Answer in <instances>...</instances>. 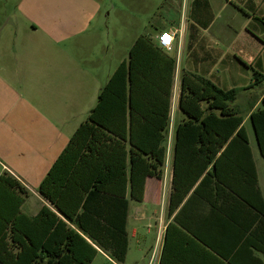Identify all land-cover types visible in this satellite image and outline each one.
Returning a JSON list of instances; mask_svg holds the SVG:
<instances>
[{"label": "trees", "instance_id": "16d2710c", "mask_svg": "<svg viewBox=\"0 0 264 264\" xmlns=\"http://www.w3.org/2000/svg\"><path fill=\"white\" fill-rule=\"evenodd\" d=\"M151 48L157 47L147 35L136 40L129 61L101 90L95 108L42 181L38 191L56 211L43 207L34 217L25 215L21 207L29 192L9 173L0 175V264H91L98 249L124 263L127 189L140 203L146 179L161 177L171 123L177 62L169 60L168 86H163L150 72ZM253 79L250 88L263 84L264 74L255 71ZM241 91L183 74L179 108L185 118L176 130L169 212L192 192L174 218L187 244L228 264L241 255L264 264V198L244 118L233 106ZM261 102L250 120L264 157V96ZM200 203L209 208L208 220L218 222L228 251L183 220L182 212ZM173 228V223L167 228L160 264Z\"/></svg>", "mask_w": 264, "mask_h": 264}, {"label": "crops", "instance_id": "0c3cea01", "mask_svg": "<svg viewBox=\"0 0 264 264\" xmlns=\"http://www.w3.org/2000/svg\"><path fill=\"white\" fill-rule=\"evenodd\" d=\"M183 2L188 10L187 18L167 21L155 15L146 33L136 31L126 41V26L124 32L112 40L111 18H104L99 0H85L88 9L85 8L81 15L74 18L41 16L40 0H0V175L9 173L29 192L21 207L27 216H36L43 207L56 211L38 189L72 136L95 108L101 90L120 64L129 61L136 40L147 35L157 47L150 51L149 63L153 67L150 72L163 86H168L169 60L176 59L171 110L174 108V116L178 111L177 122L166 133L167 152L161 177L146 179L144 199L140 203L130 199V187L127 189L129 244L124 263L130 250V236L139 235L138 223L146 218V204L161 203L157 225V238L161 240L158 264L171 223L177 229L170 231L165 264H228L225 259L210 256L195 244H187L178 229L181 227L174 223L175 216L192 192L173 214L169 212L176 130L185 118L179 108L184 73L208 79L226 90L242 89L233 106L244 118L243 125L264 198V175L262 180L259 175L264 166L260 167L256 162L246 127V123L250 122L255 136L250 116L262 108L264 94L255 100V88H250L253 83H243L245 70L252 71L253 78L255 71L264 74V0ZM136 20L121 18L130 28ZM162 31L174 34L170 52L157 46V37ZM181 35L182 41L179 40ZM177 71L179 99L175 106L173 97ZM255 141L259 156L264 160L256 136ZM202 179L203 176L198 183ZM182 213L183 220L193 230L221 248L227 247L228 242H221L225 239L218 222L207 218L209 208L206 204L200 203L199 207ZM237 235L233 238V246L239 238ZM230 243L232 245V240ZM223 250L228 251L227 248ZM100 255L111 259L98 249L91 264ZM234 261L236 264L256 263L252 257L245 255L235 257Z\"/></svg>", "mask_w": 264, "mask_h": 264}, {"label": "rangeland", "instance_id": "374dc122", "mask_svg": "<svg viewBox=\"0 0 264 264\" xmlns=\"http://www.w3.org/2000/svg\"><path fill=\"white\" fill-rule=\"evenodd\" d=\"M33 1V0H32ZM101 11L104 18H111V37L115 40L120 33L125 30L126 41L134 35L136 31L146 33L150 29V22L155 15L159 19L173 21L178 18H187V9L183 0H99ZM41 3V0H40ZM86 8L85 0H43L39 9V14L46 17H62L74 18L83 13ZM88 9V8H86ZM36 16V11H35ZM121 18H136V22L130 24L131 28L121 21ZM135 20V19H134ZM129 27V28H128ZM152 33V31H151ZM182 41V35L179 36ZM249 75V80L247 79ZM253 72L244 71L243 83H253ZM248 81V82H247ZM178 71L176 76V99L174 98L173 105L177 106L179 99L178 87ZM264 85V84H263ZM251 91V90H250ZM264 94V86L255 87L253 93L255 100L260 99ZM178 111L175 113L174 122H177ZM172 125V122H171ZM171 127V126H170ZM249 129L252 147L255 153L256 162L258 165L264 166V160L259 156L255 136L251 129V123H246ZM170 129V128H169ZM260 178L264 175V170H260ZM264 189V188H263ZM136 206V205H134ZM161 212V203L146 204V218L142 219L138 225V236H130V250L126 263L124 264H152L151 261L156 259L159 261L161 240L158 237V217ZM92 264H120L112 259L99 256ZM158 264V263H157Z\"/></svg>", "mask_w": 264, "mask_h": 264}, {"label": "built area", "instance_id": "2783aa9c", "mask_svg": "<svg viewBox=\"0 0 264 264\" xmlns=\"http://www.w3.org/2000/svg\"><path fill=\"white\" fill-rule=\"evenodd\" d=\"M174 34H172L171 32L169 31H162L159 36L157 37V46L166 51V52H170L172 51L173 49V44H174ZM174 98L176 99V94H174V97H173V100ZM173 121H174V108H172L171 110V122H172V125L170 123V129L173 127ZM152 264H157L158 263V260L156 259H153L151 261Z\"/></svg>", "mask_w": 264, "mask_h": 264}]
</instances>
